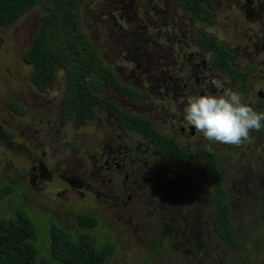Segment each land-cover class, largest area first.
<instances>
[{"label":"flooded vegetation","instance_id":"af4514ba","mask_svg":"<svg viewBox=\"0 0 264 264\" xmlns=\"http://www.w3.org/2000/svg\"><path fill=\"white\" fill-rule=\"evenodd\" d=\"M205 8L207 18L199 19L178 0H100L94 15L102 17L104 27L118 30L111 41L114 50L103 41L109 51L104 57L114 56L118 64L99 62L101 101L95 118L82 126L69 121L75 130L96 125L85 145L94 137L98 146L84 161L76 160L79 167L69 170L70 186L75 183L78 195L96 198L99 189L106 190L107 198L127 206L125 220L132 213L143 217V223L158 228L157 242L171 236L179 246L172 257L176 264L186 258L192 259L189 264H206L208 257H217L210 242L218 235L216 177L234 175L221 158L238 155V166L251 173L264 168V130L253 132L251 143H213L209 152L202 133L184 120L189 95H219L229 87L257 111L264 110V0H205ZM46 124L50 127L51 121ZM209 157L215 166L208 165ZM79 170L82 174L75 176ZM229 187L230 195L240 192V178ZM138 189L154 200L132 202ZM135 201L146 215L134 211ZM97 226L91 229L95 236L99 221ZM185 234L193 239L182 248ZM162 249L148 255L158 257L166 253Z\"/></svg>","mask_w":264,"mask_h":264},{"label":"rangeland","instance_id":"374dc122","mask_svg":"<svg viewBox=\"0 0 264 264\" xmlns=\"http://www.w3.org/2000/svg\"><path fill=\"white\" fill-rule=\"evenodd\" d=\"M99 1L80 0L78 8L72 12L75 29L80 35L73 40L77 48L93 50L97 63L102 61L114 67L118 64L114 62V56L106 60L104 53L114 50L111 41L118 30L111 26L104 27L99 22L102 17L94 15V7ZM47 2L43 0L35 8L22 13L9 27L0 28V189L6 184L15 189L5 197L3 207L0 206V217L20 214L28 220L36 232L34 245L42 253L48 246L53 225L76 232L78 226L74 214L89 213L96 216L100 223L96 233L99 241L111 242L116 247L109 264H142L149 251H162V247L166 248V253L154 256V260L148 264H176L172 263V257L179 246L171 236H163L157 243L158 228H150L151 224L143 223L144 218L133 213L125 220L123 217L128 214L127 206L122 208L107 198L106 190L99 189L101 191H98L96 198L87 192L78 195L77 184L74 183L73 187L69 184V170L75 172L79 167L76 166V160L84 161L92 150L98 149L94 137L85 145L92 138L89 131L94 128L96 134L97 126L75 130L69 121L62 119L60 110L65 89L64 71H58L54 83L43 92L36 91L28 80L31 69L22 62L21 57L38 29ZM106 40L109 51L104 50L103 41ZM9 102L18 104L19 111L16 114L7 107ZM47 120L51 121L50 127L46 124ZM221 159L234 172L233 176L224 179L226 185L229 187L236 178H240L242 189L237 194L231 190V195L230 187L228 193L225 191L232 198L230 203L226 197L231 230L236 237L243 239L249 264H264V182L258 178L264 177V168H254L251 173L248 168L238 166L242 162L238 155ZM244 159L247 161L249 157ZM81 174L79 170L75 176ZM39 176H43L41 183ZM135 199L147 202L154 200L141 189H138V195L132 202ZM18 206L20 212L16 209ZM131 206L135 212L137 209L144 215L148 212L136 201ZM149 222L152 223V220ZM214 234L210 242L217 250V257L207 259L217 264V258L227 257L231 252L219 246L221 242L218 235ZM190 239L193 236L185 234L182 248L187 246L185 241ZM182 253L185 257L190 255L187 250H182ZM190 262L191 258L183 262L180 260V264ZM205 263L208 264L207 261Z\"/></svg>","mask_w":264,"mask_h":264},{"label":"trees","instance_id":"16d2710c","mask_svg":"<svg viewBox=\"0 0 264 264\" xmlns=\"http://www.w3.org/2000/svg\"><path fill=\"white\" fill-rule=\"evenodd\" d=\"M43 0H0V28H7L22 13L35 8ZM184 9L197 18H207L205 0H178ZM80 0H48L46 11L40 19L37 31L23 53L22 62L30 67L29 82L36 91H45L54 83L58 71H64V98L60 115L63 120L82 126L96 116L100 105L98 80L100 66L93 50L77 48L73 38L79 36L75 29L72 12L78 8ZM85 44H87L85 42ZM16 114L18 104L7 103ZM210 166H215L210 157ZM215 213L218 238L231 254L217 258V264H249L243 239L236 237L231 230L229 205L226 201L224 178L217 174ZM9 185L0 189V206L10 191ZM3 207V206H2ZM17 211L21 209L16 207ZM15 209V210H16ZM76 232L59 228L56 224L50 229L47 248L39 253L36 232L31 223L20 214L14 217H0V264H109L116 251L111 242H100L91 229L98 227V221L82 212H77ZM158 243V242H157ZM264 250V245H263ZM262 253V252H261ZM150 254L142 264L152 261ZM154 260V259H153ZM208 264H215L207 259Z\"/></svg>","mask_w":264,"mask_h":264},{"label":"clouds","instance_id":"9594fccd","mask_svg":"<svg viewBox=\"0 0 264 264\" xmlns=\"http://www.w3.org/2000/svg\"><path fill=\"white\" fill-rule=\"evenodd\" d=\"M184 120L202 133L209 152L213 143L236 147L251 143L252 133L264 130V110L254 109L242 93L230 87L219 95H189Z\"/></svg>","mask_w":264,"mask_h":264}]
</instances>
